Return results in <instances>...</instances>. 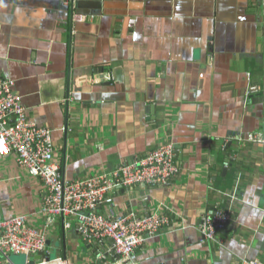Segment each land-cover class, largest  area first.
Returning <instances> with one entry per match:
<instances>
[{"label":"crops","instance_id":"0c3cea01","mask_svg":"<svg viewBox=\"0 0 264 264\" xmlns=\"http://www.w3.org/2000/svg\"><path fill=\"white\" fill-rule=\"evenodd\" d=\"M0 77L29 120L53 132L65 180L111 178L161 144L174 147L168 185L116 188L98 207L103 216L169 213L127 264L264 263V147L245 138L264 122V0H0ZM43 195L12 154L0 157L4 218L40 227ZM215 206L232 220L202 243L200 218ZM54 222L51 258L117 264L96 259L106 247L84 241L74 220Z\"/></svg>","mask_w":264,"mask_h":264},{"label":"built area","instance_id":"2783aa9c","mask_svg":"<svg viewBox=\"0 0 264 264\" xmlns=\"http://www.w3.org/2000/svg\"><path fill=\"white\" fill-rule=\"evenodd\" d=\"M89 19L73 16L76 23ZM13 82L0 77V157L13 155L18 169L42 181L44 195L39 214L42 225L35 226L25 215L4 218L0 211V264H13L11 255H22L25 264H66L64 258H43L30 262L39 253H47V235L54 220L72 219L77 234L87 243L106 247L96 259L107 257L117 264H127L137 248L168 227L171 217L162 213H133L103 216L98 207L104 197L116 188L136 185L166 186L178 174L175 150L171 144H161L143 158L121 166L111 178L94 174L76 180H65L54 162L52 131L36 125L13 91ZM258 93L257 87L247 90ZM246 141L264 147V122L262 129L245 136ZM235 200V194H224ZM232 210L215 206L200 218L198 231L202 243L215 241L232 220ZM64 227L70 223L64 221ZM236 264H264L256 259H241Z\"/></svg>","mask_w":264,"mask_h":264},{"label":"water","instance_id":"95a60500","mask_svg":"<svg viewBox=\"0 0 264 264\" xmlns=\"http://www.w3.org/2000/svg\"><path fill=\"white\" fill-rule=\"evenodd\" d=\"M101 73H102V71H101ZM118 74L119 73V70H113V74ZM104 76H105V74L104 75H102V76H100L101 77V79H103L104 78ZM43 258H50V255L49 254H46V253H39L38 255H36V256H34V257H31L30 258V262H33V261H38V260H40V259H43ZM10 260H11V262L13 263V264H25V257L24 256H22V255H11L10 256Z\"/></svg>","mask_w":264,"mask_h":264},{"label":"trees","instance_id":"16d2710c","mask_svg":"<svg viewBox=\"0 0 264 264\" xmlns=\"http://www.w3.org/2000/svg\"><path fill=\"white\" fill-rule=\"evenodd\" d=\"M227 150H228V148L226 147V148H225V151H227Z\"/></svg>","mask_w":264,"mask_h":264}]
</instances>
